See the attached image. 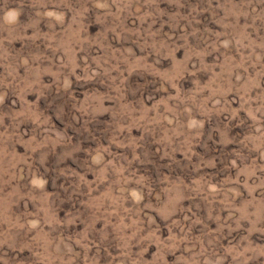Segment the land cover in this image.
Returning a JSON list of instances; mask_svg holds the SVG:
<instances>
[{
    "label": "rangeland",
    "instance_id": "rangeland-1",
    "mask_svg": "<svg viewBox=\"0 0 264 264\" xmlns=\"http://www.w3.org/2000/svg\"><path fill=\"white\" fill-rule=\"evenodd\" d=\"M0 264H264V0H0Z\"/></svg>",
    "mask_w": 264,
    "mask_h": 264
}]
</instances>
